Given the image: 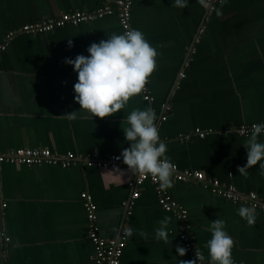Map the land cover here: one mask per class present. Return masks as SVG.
<instances>
[{
	"label": "crops",
	"instance_id": "obj_1",
	"mask_svg": "<svg viewBox=\"0 0 264 264\" xmlns=\"http://www.w3.org/2000/svg\"><path fill=\"white\" fill-rule=\"evenodd\" d=\"M113 0H0V154L20 148L49 149L60 165L0 163V264H99L88 238L83 193L97 206L99 234L113 239L132 233L121 264H181L190 260L181 234L187 233L205 264L211 220H224L233 238L235 264H264V212L247 223L234 203L199 184L177 181L165 190L187 211L182 221L162 208L150 180L130 186L136 173L127 165L91 164L128 147L122 128L127 112L150 106L156 113L167 156L179 170H198L264 202V173L246 164L248 136L241 125L264 122V0H132V28L156 49L148 102L142 92L108 117L78 111L77 74L64 63L87 53L92 42L123 32L118 15L67 25L47 33L20 29L73 11H93ZM68 39L73 46L69 48ZM165 117L163 120L162 118ZM200 134H204L202 137ZM264 140V135H259ZM137 194V197H133ZM247 206V205H245ZM170 217L167 240H157L158 221Z\"/></svg>",
	"mask_w": 264,
	"mask_h": 264
},
{
	"label": "clouds",
	"instance_id": "obj_2",
	"mask_svg": "<svg viewBox=\"0 0 264 264\" xmlns=\"http://www.w3.org/2000/svg\"><path fill=\"white\" fill-rule=\"evenodd\" d=\"M172 2L174 6H180L184 0ZM106 35V39L90 43L86 50L88 55L81 53L74 58H64V63L72 66L77 74L73 84V98L80 105L78 111L65 114L69 120L80 110H86L92 117L101 118L117 113L131 97L143 91L156 67V49L140 29L128 28L120 33ZM68 46H73L72 39H68ZM125 120L127 126L122 130L129 146L122 147L117 158H122L127 169L138 174H148L158 180L161 189L170 186L175 165L167 156V145L159 136L153 108H133L125 114ZM262 131L264 122L252 125L243 144L246 148V164L238 168L240 173L255 165L264 173V140L259 138ZM238 213L247 223H253L254 210L251 207L241 205ZM170 219L165 216L158 221L159 226L154 229L157 240H167ZM224 224L219 216L211 220V236L206 241L210 264H235L232 257L234 241ZM176 252L183 256L186 249L177 246ZM180 262L194 264L191 260Z\"/></svg>",
	"mask_w": 264,
	"mask_h": 264
},
{
	"label": "built area",
	"instance_id": "obj_3",
	"mask_svg": "<svg viewBox=\"0 0 264 264\" xmlns=\"http://www.w3.org/2000/svg\"><path fill=\"white\" fill-rule=\"evenodd\" d=\"M133 7L132 0H113L104 4L102 7L97 8L93 11H73L64 13L57 18H47L40 21H36L30 24L24 25L20 31L27 33H47L54 30L63 28L67 25L76 26L83 22H88L94 19H101L111 15H118L119 21L123 30L132 28L131 26V11ZM19 32V31H17ZM10 32L3 44L0 45V55L8 48L9 40L17 33ZM150 77L147 80L145 87L142 91L143 98L152 102L153 98L149 90ZM163 120L165 117L162 118ZM250 125H241L237 132L240 135L248 136L251 127ZM204 134H200L202 137ZM264 135V131L261 134ZM120 154H115L106 158L102 161H92L91 164H97L101 167L115 168L118 166L126 165L123 163ZM75 156L69 153L67 156L59 157L53 154L49 149H31V148H20L13 150L8 153L0 154V163H12L17 165L37 166V165H60L63 168H67L74 162ZM175 165V164H174ZM173 178L177 181H188L199 184L203 188L209 189L214 194L226 198L234 203L245 204L252 209H260L264 212V202H261L256 193L251 192L243 195L233 185H226L218 180L207 178L205 174L198 170H179L178 166L175 165ZM146 180H150L156 186V192L158 193L159 203L163 209L168 212L174 213L179 220L184 221L187 218V211L179 205L172 196L165 189L159 187V181L153 179L148 174L136 173L135 180L130 183V186L134 187L137 184H142ZM137 194H133V197H137ZM84 206L87 213L88 220V238L92 242L96 259L99 264H121L122 257L124 255L125 248L127 246V239L131 235L132 231L128 232L129 228L122 227L119 235L113 239H104L99 234V227L97 225L96 210L93 198L88 193H83ZM185 231L181 234V239L184 242L186 251L190 254V260L194 264H205L201 257L200 252L195 248V244L190 239L187 233V227H184ZM131 230V229H130Z\"/></svg>",
	"mask_w": 264,
	"mask_h": 264
}]
</instances>
